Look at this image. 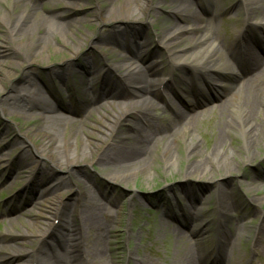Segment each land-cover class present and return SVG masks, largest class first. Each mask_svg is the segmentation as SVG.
<instances>
[{
	"label": "rangeland",
	"instance_id": "1",
	"mask_svg": "<svg viewBox=\"0 0 264 264\" xmlns=\"http://www.w3.org/2000/svg\"><path fill=\"white\" fill-rule=\"evenodd\" d=\"M13 1L5 0L0 5V15L8 14V21L19 16L21 13L34 9L32 0H26L25 5L16 2L15 7L11 5ZM191 1L195 6V10L198 12L201 6L209 7L213 10L214 13L207 15L202 23H197V26L201 24L203 28L209 27L211 29L216 26L217 22L220 29L218 28L214 35L212 32V35L215 37L219 34L223 39L232 40L237 30L244 27L243 20L246 16V11L245 6L239 4V0H199L200 3L194 0ZM214 1L217 5H212ZM66 2L68 1L54 2V0H49L41 3L39 0V2L34 3L39 5L38 10H40L41 14L44 11L46 14L50 12L55 14L64 13L66 14L65 16L72 19L74 24L69 29L73 37L82 44L80 50L82 56L72 64L66 65L64 62L69 58V54L66 53L64 48H61V52L59 53H55L53 49H50L48 53L50 59L48 61L45 60V62H39L38 60L37 64L33 66L24 63L22 68H14L7 62L5 69L7 71H13L15 74L13 75L11 84L3 82L2 85L6 94H8L12 88H22V85L25 83L24 78L31 75L39 81L42 89H45L49 85L51 88L54 87L59 92L61 91V94H63L62 101L67 103V106L69 104L72 105L67 110L68 114L61 110L58 114L63 119H68L71 123H75L74 127L79 132L75 134V132L72 133L71 129L66 128V130H60L56 136L61 137L59 139L62 140V145L65 143L69 147V150L72 149L73 151L82 149L85 139L95 144L96 139H91V137L84 138V131L87 130L94 133L97 137H102V128L99 126L100 122L105 117H110L113 114L112 108L118 112V105H126V102L128 104L129 101L127 99L116 100V98L107 95L108 97L103 96L104 99L93 107L88 108L87 104L89 105V102L86 103V106L81 104L82 102L80 100L79 103L74 100L72 102L68 98V94L64 93L63 89L65 85L68 83L73 88L72 92L69 91L70 95L75 94L78 96L79 93V98L81 96L84 101L83 95L79 92L80 90L82 91L81 82L84 79L87 78L90 83L95 84L98 77H103L106 72H103L104 66H122L127 61L126 54H124L125 47L123 46L124 49L117 48L116 41L125 44V46L129 42L128 45H131L132 48H135L136 45L133 41L134 39H137L138 42H149L151 47L143 50L142 55L145 58L147 54H150L154 58L153 53L160 51L157 48L158 43H156V37L161 34L162 28H165L168 23H174L175 20L185 28H190L192 25H188L178 18L174 19V16L171 14L173 7H171L169 1L161 7L155 17L151 15L138 16L139 19L131 18L129 21L113 22L111 23L112 25L101 23V19L106 17V7L110 4V0H75L74 2L79 7H75L69 11H66ZM122 4L123 0H119L115 3V6L120 8ZM199 5L201 6L199 7ZM260 6L264 7V0H261ZM231 8L232 10H229ZM214 15L217 17L215 20ZM118 30L124 32L121 37L118 34H114ZM6 32L7 27L5 23H0V44L7 37ZM97 32H100L104 36L107 35V39H111L114 34V39L108 44H105L104 47L96 49L88 41L95 39ZM55 33L56 35L51 40V44L60 47L62 45L61 38L63 34L60 30L55 31ZM42 34L43 31L38 30L33 36V40L42 36ZM84 35H92V37L85 40L83 38ZM65 38H67L70 46H74L76 43V40L69 36ZM9 46L12 45L9 44ZM159 48L162 49L163 47L159 44ZM182 49L183 47L180 50ZM160 52L161 54L156 55L158 60H154L153 62L157 63L153 66L158 65L160 76L151 79V82L153 81L155 84L156 91L163 79H168L173 72V67L168 63L166 54L164 55L163 51ZM10 53L12 54V52ZM18 54L15 58L20 61L23 60L26 52L21 51ZM48 54L43 53L42 57L47 58ZM187 55V57H190L192 54ZM150 56L149 58H145L146 61L150 59ZM85 57L90 58V60H84ZM193 58H190L191 62H193ZM151 64L152 61L148 66ZM139 65L143 68L146 66L140 63L136 64V66ZM84 71L88 73V77L86 78L82 76ZM179 75L180 72L176 71L173 75L174 80L178 82L177 85H185L186 82L182 80L186 79V81H189L185 76L188 74L180 75V77ZM198 82L204 83L202 80ZM231 82V87L226 85L229 91L227 90L228 92L225 96L228 102L232 103L231 110L222 113L215 108L216 106L213 103L197 110L201 114L195 119L193 125L189 129L181 128V130H186L184 132L185 135L179 134L174 139L173 137H169L172 138L169 143H176V148L171 153L175 154L176 162L173 165H166L165 156H163L164 146L161 144L152 158V168L146 173L137 174V177L130 174L132 176L130 182H124V179H120L117 176L119 174L117 171L100 167L96 163L97 153L91 157L95 160L94 163L89 162L88 158L72 164H65L62 161L63 163L60 162V165H58L55 159H51L49 155H41L40 148L48 140L39 131V128L44 127V124L40 120H33L19 114L13 117L0 115V160H3L0 166L6 168L10 164H13L16 166L15 172L17 174L24 173L22 176L16 174L12 178L10 185H5L4 181L7 176L4 177L0 173L1 245L14 246L13 251L10 250L8 253L11 254L6 255L7 258L4 257L6 260L4 258L2 260L7 264H18L20 261V264H23L22 260L24 257L20 259L19 255L24 256L25 252L23 251L25 250L36 252L44 242H48L46 244L51 247L52 252H50L49 260L59 256L57 255L59 254L57 253L59 250L56 249L57 252H55V255L53 251V247H57L58 244L56 242L59 241L56 233L58 229L57 221H54L53 227L48 233L44 234V238L47 241L36 240L38 235L46 230L45 226L38 231L39 234H36L38 228H29V226L32 220L35 219L33 217L34 215L39 216L38 220L44 223L45 218L41 215H48L49 212H54L57 208L58 201L62 202L61 208L65 207L67 209V215H76V212L80 211L77 206L79 201H81V193L85 188L88 194H90L89 191L91 190V195L93 194L92 197L97 202V206L95 207L96 211L101 210L102 214L100 215L101 224L92 226L88 222L89 226L83 227L81 238L77 241L81 243L83 248L81 259L84 263L132 264L128 263L130 257L134 260V264L140 261L145 264H180L179 251L184 248L181 246L187 242L191 246L189 249H192L193 254L195 253L197 261V258H199L198 247L193 246L196 243V239L194 240V238L189 237L187 232H184L180 228L186 234L181 232L183 238L180 239L179 237L178 239V236L176 234L174 235V229L178 227L168 222V220L161 221L163 213L159 212L158 201L164 195H168L172 199L176 197L181 200L183 208L186 209L190 204L188 198L194 197V191H200L199 202L196 204L198 208L190 207L188 210L193 213H197V209L203 210L207 214V218L211 220L208 227L210 231L209 235L211 231L215 234L218 231V225L217 223H213L212 219H218L219 212L223 211L221 210L223 208L221 206L222 200L220 201L218 194V190H220L219 186H227V188H230L229 191L233 190L235 194H238L250 182L251 184L249 186H251V189H255V192L249 193L246 201L239 200L241 206L237 207V210L233 213L236 221L234 220L235 222L228 228H231L235 234L240 236L234 242L235 246L233 251H225V256L232 260L234 264H264V241L262 245L258 246V252L256 253L254 251V236L257 226L264 219V202L256 203L253 201L254 199L261 200L264 198V186L261 187L264 184V144L261 143L252 149L250 156H253V158L246 161L248 153L244 150L245 142L238 129H233L231 126L228 127V121L230 119L236 124V115L243 107L240 101L242 102V98L248 94V90L243 91L244 94L241 97V89L244 88L247 81L238 77L237 79H232ZM118 88L119 84H117V91H120ZM187 90L190 89L187 88ZM2 96L3 94L0 93V98ZM43 98L52 106H56L46 93H43ZM85 98L88 99L87 97ZM187 99L189 102L193 100L192 97ZM252 99L255 102V92ZM104 106H107L106 109L100 112V107ZM176 108L178 111L183 112V108L179 102H177ZM261 109L264 110V106ZM90 114L92 117L89 116ZM158 114L162 115L164 113L158 110ZM164 116L170 119L168 114ZM258 117L264 124V113L260 112ZM131 122L132 118L129 116L126 121L122 122L121 130L131 133ZM167 125H169L168 122L164 126L161 134L155 136L157 143L162 141V137L177 133L178 128H172ZM173 125L177 126V124ZM83 128L85 130L82 131L83 133H80ZM227 129L228 131H226ZM224 131L228 133L227 148L235 153L233 159H231L230 166L235 172L230 171L227 173L228 168L222 162H220V166H217L216 157L212 154L216 137L224 133ZM25 134L31 136L29 141L26 139ZM193 148L198 151V154L193 157H188L190 150ZM207 157L211 160L207 170L209 174L206 172L205 174L207 175L200 176L199 172H197L193 176L184 177L188 164L194 163L198 165L201 160H205ZM37 162L39 166H36ZM32 176H35L38 182H44L43 188H40V193L36 196L37 198L29 199L28 201L26 198L25 201L20 200L15 202V204L8 202L15 192L25 188L29 178ZM62 179L66 180L67 183L62 188L56 189L55 187L59 185ZM225 191L228 190L226 189ZM184 197L187 198L184 199ZM7 198L9 199L7 200ZM200 201L204 205H200ZM17 207L33 213L30 216L18 213L19 217H17L15 214H12ZM78 216L85 220L88 218V213L84 212L82 214L81 212V214L78 213ZM196 225L197 223L194 222L192 228L194 229ZM25 228L28 231H25ZM22 232L36 235L33 238L32 244H23V240L21 239L22 235L20 234ZM213 238L210 237L211 242H213ZM205 239L208 240V237H205ZM14 251L16 253L19 251V254L17 255ZM102 252L104 256L101 258L98 253Z\"/></svg>",
	"mask_w": 264,
	"mask_h": 264
},
{
	"label": "bare ground",
	"instance_id": "2",
	"mask_svg": "<svg viewBox=\"0 0 264 264\" xmlns=\"http://www.w3.org/2000/svg\"><path fill=\"white\" fill-rule=\"evenodd\" d=\"M2 1L5 0H0V5ZM37 1L39 2V0ZM37 1L32 0L34 9L21 13L14 19H10V21L7 20L9 18L8 14L5 13L0 15V23H5L7 27V37L4 38L3 42L0 44V93L3 94L2 98H0V115L13 117L19 114L33 120H40L44 124V127L41 129L39 128V131L42 132L48 140V142H45L40 148L41 155H49L51 159L54 158L55 162L60 165L62 161L65 162V164H72L88 158L89 162L94 163L95 160L91 157L97 153L96 163L103 169L109 168L111 171H117L119 173L117 176H119L120 179H124V182H130L132 179L130 174L137 177V174L146 173L152 168V158L161 144L164 146L163 156H165L166 165H173L174 162H176V157L175 154L171 153L172 150L176 148V143H169L172 139L169 137H173L174 139L179 134L183 135L186 130H181V128L189 129L201 113L195 111V106H188V111L185 115H179V117L176 118L177 120L174 124H177V126L173 125L164 114H158V110L164 113L173 107L170 99H166L167 97L163 96L161 93L159 94L155 89V84L153 81L151 82V79L160 76L158 65L155 67L153 66L157 64L153 62L154 60H158L156 55L161 54L160 51H163L164 55L166 54L168 63L173 67L172 76L177 71L180 72V75L189 74L185 76H190L189 78H192L193 81L199 78L208 82L210 96L217 106L216 109L220 110L222 113L231 110L232 106V103H229L225 97L227 90H224L226 87L222 86V83L229 82L238 77L246 80V85L241 89V97H243V91L245 92L248 90V94L246 97L242 98V102L240 101L243 107L236 115V124L229 119L228 127L231 126L233 129H238L240 131L245 142L244 150L248 153L246 161L253 158V156H250L252 149L261 143L264 144V124L258 117L260 112L264 113V110L261 109L262 106H264V59L260 56L257 49V44L259 45V43H261V45H264V38L260 34L253 35V30L256 27L251 24L254 19L264 21V12H262L264 11V7L260 6L261 0L240 1L241 4L245 5L248 11V18L246 19L248 25L245 30H242V32L237 34L236 38L232 40L223 39L219 34L216 37L213 36L215 31L218 30L217 28L209 29L197 26V23H201L203 18L200 13L195 10V6L191 0H123V4L120 8L115 6V3L119 0H110V4L106 7V17L101 19L102 24H111L124 20L129 21L131 18L139 19L138 16L151 15L155 17L161 7L169 1L171 7H173L171 14L174 16V19L178 18L180 21L192 25V27L185 28L176 20L174 23H168L165 28H162L161 34L157 35V48L160 51L153 53L154 58H152L153 56L147 55L145 58H149L150 56V59L146 61V59L141 56L142 54L139 55L141 52L138 51L139 53L133 54L132 58L122 66L106 65L103 67V71H106L104 76L105 81L111 82L112 87L106 88V93L103 92L100 97H96L93 100H84L83 104L86 106V103L89 102L90 104H87V106L91 108L104 99L103 96H111L112 98H116V100L127 99L129 102L128 104L126 102V105H118V112H116V109L112 108L113 114L110 115V117H105V121L103 120L100 122L99 126L103 129H101L102 137H97L94 133L83 128L80 133H83L82 131L85 130L83 134L84 138H94L96 139V143L92 144L85 139L84 147L80 150L73 151L72 149L69 150V147H67L65 143L62 145V140L59 139L61 137L56 135L60 130H66V128L69 130L71 129L72 133L75 132V134H78L79 131L74 127L75 123H71L68 119H63L58 114L60 109L52 106L43 98V93L45 91L42 90L39 81L35 77L31 75L27 76L24 78L25 83L22 85V88H12L8 94H6L2 85L3 82L11 84L13 75L15 74L13 71H7L5 69L7 62L14 68H22L24 63L33 66L37 64L38 60L39 62L48 61L50 59L48 54L50 49H53L55 53H59L61 52V48H64L66 53L69 54V60L66 59L67 61L64 62L66 65L72 64L82 56L80 53L82 44L73 37L69 29V27L74 24L72 19H69L64 13L55 14L50 12L46 14L45 11L42 10L44 12L41 14L40 10H38L39 5L34 3ZM66 1H68L65 6L66 11L79 7V5L74 2L75 0ZM16 2L24 5L26 4V0H14L11 3L12 7H15V4H17ZM40 5L42 4L40 3ZM257 27L260 29V32L264 33V22H260ZM38 30H42L43 34L33 40V36ZM57 30H60L63 34L61 38L62 45L60 47L51 44V40L54 39L56 35L55 31ZM122 33L124 32L121 30L114 32V34H118L120 37ZM114 34L111 39H107V35L104 36L100 32H97L95 39L88 42L96 49L102 48L105 44H108L114 39ZM66 36L76 40L74 46H70L67 38H65ZM90 37H92V35L83 36L85 40H88ZM9 44L12 46H9ZM115 44L118 48L124 46L123 43L119 41H116ZM159 44L163 47L162 49L159 48ZM141 46L145 47V49L151 47L149 42L142 43ZM181 47H183L182 50H180ZM237 47L244 52V61L234 58V52ZM21 51H25L26 55L23 57V60L18 61L15 57L19 55L18 53ZM10 52H12V54ZM31 53L33 54L31 55ZM43 53H47L48 57H42ZM187 54L192 55L187 57ZM190 58H193V62L190 61ZM84 60H90V58L88 59L85 57ZM151 61L152 64L148 66ZM139 63L146 65L145 68L140 67V65L136 66V64ZM87 84L88 83L84 81L81 86ZM117 84H119L118 90L120 91H117ZM167 89L172 91L170 85H168ZM254 92L256 93L255 102L254 99H252V96L254 97ZM199 95L201 96V100L207 99V95L200 93ZM257 96L259 98L258 100ZM175 97L179 98V94H176ZM160 105H163L162 109H160ZM106 107L107 106L100 107L99 111H103ZM89 116L92 117L91 114ZM129 116L132 118L130 124L131 133L121 130L122 122L126 121ZM167 122L169 123L167 126L171 125V127H176L178 131L175 134L173 133L169 136L162 137V141L157 143L155 136L161 134ZM77 129L79 128L77 127ZM226 131H228V129ZM226 131L216 137L212 154L216 157L217 166L222 162L223 165H226L225 167L228 168L227 173H229L233 171V168L230 166L231 159H233L235 153L227 148L228 133ZM25 137L29 141L31 136L25 134ZM197 154L198 151L193 148L190 150L188 157H193ZM1 161L2 160H0V162ZM209 163H211V160L207 157L205 160H201L198 165L194 163L188 164L184 177L193 176L197 172H199L200 176L207 175L205 174L206 172L209 174V171H207ZM36 166H39L38 162ZM233 172H235V170ZM23 174V172L20 173V175ZM65 183H67V181L62 179L55 188H62ZM219 188V199L220 201L222 200L223 204L225 203L226 208L221 212L218 218L219 221L217 220L219 222L220 231L216 242V249L218 252L215 259L216 262L226 264L229 262L224 259L223 254L226 250H232L234 248V241L240 235H236L231 228H228L235 222L233 213L237 209L232 206L233 204L228 202V193L231 192L229 191L230 188L224 185L222 187L219 186ZM226 189L228 191H225ZM89 192L90 194H88L85 188L82 191L81 201H79L77 206L80 211L76 212L74 216L67 215V209H65V207L61 208L62 202L60 201H58L56 205L57 208L54 212H49L48 215H41L45 218L44 223L38 220L39 216H33L35 219L32 220L29 228H38L36 234H39L38 231L43 229L42 227H46V230L36 238L38 241H47L44 238V234L48 233L53 227L54 221H57L58 229L56 233L60 243H58V241L56 242L58 245L57 247H53V251L55 255V252H57L56 249L59 250L57 252L59 254L56 253L59 256L49 260L50 252H52L51 247L46 244L48 242H44L41 248L36 252L25 250L23 251L25 252L24 256L19 255L20 259L24 257L22 260L23 264H86L81 259V252L83 253L82 245L77 241L81 238L83 227L89 226L88 222L91 223L92 226L101 224L100 215L102 214L101 210L96 211L95 207L97 206V202L92 197L93 194L91 195V190ZM253 201L256 203H263L264 198L261 200L254 199ZM81 212L82 214L84 212L88 213V218L85 220L83 218L81 219L80 216H78V213L81 214ZM181 223H189L191 225L190 220H187L186 217H182ZM207 225L203 228L205 229ZM25 229V231H28L27 228ZM258 229L256 248H254L256 252L258 251V246L262 245L264 241V219ZM20 234L22 235L21 239L23 240V244H32L33 238L36 237L35 234L30 233L26 234L22 232ZM175 234L178 236V239L179 237L180 239L183 238L178 228L174 229V235ZM195 235L196 237L200 236V234ZM1 242L2 240L0 239V264H7L2 259L6 257V255L11 254L8 253L10 250L13 251L14 246H2ZM196 243L198 245V250L205 254L206 248L204 243L202 241H197ZM181 247L184 248L179 251L180 264H197L195 253L193 254L192 249H189L191 247L189 243L187 242ZM18 252L19 251L15 253L18 255ZM98 255L102 258L104 253H98ZM6 258L4 259L6 260ZM133 261L134 260L129 257L128 263L134 264ZM20 263L21 261L18 264ZM137 264L145 263L140 261L137 262Z\"/></svg>",
	"mask_w": 264,
	"mask_h": 264
}]
</instances>
